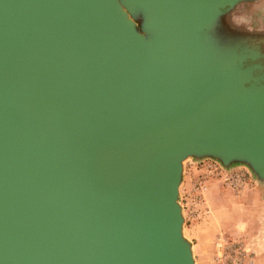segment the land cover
Wrapping results in <instances>:
<instances>
[{
	"label": "water",
	"instance_id": "obj_1",
	"mask_svg": "<svg viewBox=\"0 0 264 264\" xmlns=\"http://www.w3.org/2000/svg\"><path fill=\"white\" fill-rule=\"evenodd\" d=\"M118 1L0 0V264H197L187 164L264 185L254 0Z\"/></svg>",
	"mask_w": 264,
	"mask_h": 264
},
{
	"label": "rangeland",
	"instance_id": "obj_2",
	"mask_svg": "<svg viewBox=\"0 0 264 264\" xmlns=\"http://www.w3.org/2000/svg\"><path fill=\"white\" fill-rule=\"evenodd\" d=\"M232 19L234 26L253 36H261L264 41V0L242 4ZM200 180L208 181L205 198L211 217L197 221L187 219L186 226V234L194 242L197 264H218V253L227 244L244 246L248 261L264 264V185L242 166L226 172L211 161L188 163L182 190L185 198H189L188 193ZM194 228L198 234L196 239L193 238Z\"/></svg>",
	"mask_w": 264,
	"mask_h": 264
},
{
	"label": "built area",
	"instance_id": "obj_3",
	"mask_svg": "<svg viewBox=\"0 0 264 264\" xmlns=\"http://www.w3.org/2000/svg\"><path fill=\"white\" fill-rule=\"evenodd\" d=\"M238 179L241 180V178ZM207 190L208 181L200 180L196 183L193 191H191L190 194L188 193L189 198H185L186 196L184 195L187 219L197 221L207 218L211 214V210L207 205L205 198ZM237 245H225L218 253V264H252L251 260L248 261L247 252L244 246ZM221 247H223V245Z\"/></svg>",
	"mask_w": 264,
	"mask_h": 264
},
{
	"label": "bare ground",
	"instance_id": "obj_4",
	"mask_svg": "<svg viewBox=\"0 0 264 264\" xmlns=\"http://www.w3.org/2000/svg\"><path fill=\"white\" fill-rule=\"evenodd\" d=\"M111 7L116 10L122 17V23L125 27H128L130 29L133 30L135 22L132 20V18L129 16L128 12L126 10H124L119 1L118 0H108ZM138 37L140 38V40L142 41V43H145V38L143 35L139 34ZM152 41H147V46L151 45ZM183 193V191H182ZM185 234H186V230H185ZM187 236V234H186ZM189 239H191V237L188 235L187 236Z\"/></svg>",
	"mask_w": 264,
	"mask_h": 264
},
{
	"label": "crops",
	"instance_id": "obj_5",
	"mask_svg": "<svg viewBox=\"0 0 264 264\" xmlns=\"http://www.w3.org/2000/svg\"><path fill=\"white\" fill-rule=\"evenodd\" d=\"M210 217H211V214H210L207 218H210ZM207 218H205V219H207ZM205 219H204V220H205ZM192 232L194 233L193 238L196 239L195 237L198 235V234H197V230H195V228H194V229L192 230ZM215 244H216V243H215Z\"/></svg>",
	"mask_w": 264,
	"mask_h": 264
}]
</instances>
